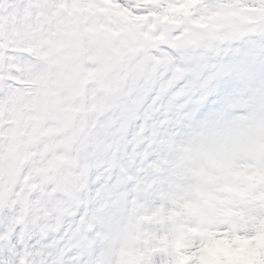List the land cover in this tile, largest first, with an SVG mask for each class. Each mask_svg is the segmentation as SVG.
<instances>
[{
  "label": "snow or ice",
  "instance_id": "obj_1",
  "mask_svg": "<svg viewBox=\"0 0 264 264\" xmlns=\"http://www.w3.org/2000/svg\"><path fill=\"white\" fill-rule=\"evenodd\" d=\"M262 129L264 0H0V264H236Z\"/></svg>",
  "mask_w": 264,
  "mask_h": 264
},
{
  "label": "clouds",
  "instance_id": "obj_2",
  "mask_svg": "<svg viewBox=\"0 0 264 264\" xmlns=\"http://www.w3.org/2000/svg\"><path fill=\"white\" fill-rule=\"evenodd\" d=\"M234 258L236 264H264V229L254 241L242 244Z\"/></svg>",
  "mask_w": 264,
  "mask_h": 264
},
{
  "label": "rangeland",
  "instance_id": "obj_3",
  "mask_svg": "<svg viewBox=\"0 0 264 264\" xmlns=\"http://www.w3.org/2000/svg\"><path fill=\"white\" fill-rule=\"evenodd\" d=\"M212 99H214V98H212ZM209 102H210L211 105H209L208 108H204L202 110L203 116L201 118H204V117L208 116L211 113V111L213 110L214 105L212 104L211 99H210ZM261 131L264 132V129H262Z\"/></svg>",
  "mask_w": 264,
  "mask_h": 264
}]
</instances>
